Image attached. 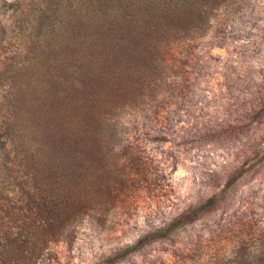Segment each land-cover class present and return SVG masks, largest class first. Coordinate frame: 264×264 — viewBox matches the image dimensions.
<instances>
[{
    "label": "rangeland",
    "instance_id": "obj_1",
    "mask_svg": "<svg viewBox=\"0 0 264 264\" xmlns=\"http://www.w3.org/2000/svg\"><path fill=\"white\" fill-rule=\"evenodd\" d=\"M45 3L0 0V105L5 58L42 51L31 39ZM161 71L156 99L117 122L110 195L59 213V237L42 243L24 228L48 217L52 200L38 196L29 210V183L0 169V264H264V0L218 6L203 32L170 46ZM1 141L0 163L6 153L15 163ZM204 204L166 238L139 243ZM24 240V257L10 255Z\"/></svg>",
    "mask_w": 264,
    "mask_h": 264
},
{
    "label": "trees",
    "instance_id": "obj_2",
    "mask_svg": "<svg viewBox=\"0 0 264 264\" xmlns=\"http://www.w3.org/2000/svg\"><path fill=\"white\" fill-rule=\"evenodd\" d=\"M228 1L46 0L34 25L33 38L40 39H31L42 51L5 58L2 77L9 87L0 105V150L6 137L15 160L4 155L3 176L29 183L30 188L21 187L29 210L38 196L53 203L48 217L34 216L24 226L42 233V243L59 237V213H72L74 204L80 212L90 199L110 195L119 118L141 114L156 99L170 46L203 32L211 11ZM28 50L33 51L30 45ZM236 179L227 180L225 188ZM208 205L185 212L139 243L166 238ZM28 243L15 251L10 247L9 254L23 258Z\"/></svg>",
    "mask_w": 264,
    "mask_h": 264
}]
</instances>
